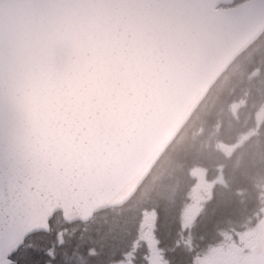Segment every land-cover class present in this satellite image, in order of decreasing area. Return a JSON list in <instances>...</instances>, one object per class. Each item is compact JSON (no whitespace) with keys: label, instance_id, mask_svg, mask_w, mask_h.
Returning <instances> with one entry per match:
<instances>
[{"label":"water","instance_id":"water-1","mask_svg":"<svg viewBox=\"0 0 264 264\" xmlns=\"http://www.w3.org/2000/svg\"><path fill=\"white\" fill-rule=\"evenodd\" d=\"M234 1L0 0V264L132 198L264 33V0Z\"/></svg>","mask_w":264,"mask_h":264},{"label":"trees","instance_id":"trees-1","mask_svg":"<svg viewBox=\"0 0 264 264\" xmlns=\"http://www.w3.org/2000/svg\"><path fill=\"white\" fill-rule=\"evenodd\" d=\"M261 102L264 33L214 83L127 203L96 213L92 219L98 223L77 239L63 234L58 240V231L70 224L63 222L60 212L54 213L50 231L27 237L13 259L17 264H43L40 252L47 248L45 243L56 241L60 253L76 252L87 260L68 262L60 256V264H154L168 252L175 256L161 260L181 264L196 259L211 245L229 244L228 237L241 243L236 237L253 230L264 209V114L260 118L256 114ZM196 169L207 195L192 222L184 224L182 208L189 200V187L199 179ZM144 219L148 232L156 222L157 253L150 235L137 237ZM77 240L87 241L78 246L79 252L66 245L75 246ZM28 242L37 243V248L21 255Z\"/></svg>","mask_w":264,"mask_h":264},{"label":"rangeland","instance_id":"rangeland-1","mask_svg":"<svg viewBox=\"0 0 264 264\" xmlns=\"http://www.w3.org/2000/svg\"><path fill=\"white\" fill-rule=\"evenodd\" d=\"M223 7L225 8L227 6H223ZM250 102H252V101H250ZM263 107H264V102H261L258 105V110L260 111ZM249 132H252V130H250ZM224 151H226V150L224 149ZM195 173L198 175L199 170L196 169ZM263 192H264V186H263ZM187 194H188L189 200L186 203L185 207L182 208V213H181L182 222H184V224H188V223L192 222L197 210L199 209L198 206H200L202 204L203 197H205L207 195L205 190H203V188L200 187V185L198 184V181H195V183L189 187ZM147 214H149V211H147L146 216H147ZM102 216L105 217V215H102ZM92 218L88 222L84 223L83 225H80L79 222L73 223L68 228L66 227L63 230L58 231V233H57L58 234V240L59 241L62 240L61 236L63 234L68 235V237L71 236V237H73V239H77L80 237L83 238L85 235L84 232H86L88 229H90L94 224L98 223V220L92 219ZM147 221H148L147 219H144V221H142L143 224L139 227L140 231H138V233H137L138 239L142 238L143 235H145V231H147L146 227L149 226V225H146L148 223ZM150 221H151V219H150ZM248 234H249V232H246V233H243V235L236 237L237 239L242 241L241 243H235V241L233 242L234 243L233 245H229L228 243L227 244L217 243L216 248H219L221 250L229 248V249H231V252L234 251V249H235V251L239 250L241 252L240 256L242 259V264H246L252 258V253H251L250 249L254 245L257 231L254 232V234H253V236L249 242H245V237ZM153 236H154V233H153ZM231 238H235V237L232 236ZM252 240H253V242H252ZM83 241L87 242L86 240H77L75 242L76 243L75 246L74 245L72 246L71 243H68L66 245L69 248L74 249V250L79 252V249H77V248H78V246H80L83 243ZM243 242H245V243H243ZM45 244H47V248H45L44 250H42L40 252L44 257L43 264H60V261H59L60 256L64 257L68 262H70L72 258H78L82 262L83 261L87 262V260H85L83 258L84 257L83 255L78 254L76 252H70L69 254H68V252L60 253L59 252L60 251L59 246H56V241H54V242L49 241V242H46ZM31 248H37V243L28 242L27 244H25L24 248L21 249V255H27V253L30 251ZM149 248H150V246H149ZM227 257L228 256L219 255L213 259H217V261H215V262H218V263L221 262L222 264H224L223 260L225 262ZM158 259L159 260H156L154 262V264H158V261L163 263V260H161L163 258H158ZM212 260H210L209 262H211ZM230 262H231V264L236 263L235 259L230 260ZM108 264H123V262H121V261L115 262L114 261V262H111ZM163 264H165V263H163Z\"/></svg>","mask_w":264,"mask_h":264},{"label":"flooded vegetation","instance_id":"flooded-vegetation-1","mask_svg":"<svg viewBox=\"0 0 264 264\" xmlns=\"http://www.w3.org/2000/svg\"><path fill=\"white\" fill-rule=\"evenodd\" d=\"M155 220L153 221V224L151 226V232L149 231H145V234L146 235H151L152 234V237L150 239V242L153 246V248L156 250L155 253H157V247H158V241H157V236H156V228H155ZM153 233H154V236H153ZM252 237H249V236H246L245 237V240L247 242L250 241ZM254 239V238H253ZM230 242L229 245H233V241L230 239ZM253 242V240H252ZM252 248V247H251ZM219 248H215V247H212V246H209L207 248V251H204L202 253H198L197 254V257L196 259L193 258V260H191V262H186L185 260H183L181 262V264H222L221 262H215L217 261V259H213L219 255H222V256H228L227 259L223 260V263L224 264H231L230 260H233L235 259V264H242V259H241V252L239 250H236L234 249V251L231 252V249L227 252L226 249H223V251H220V250H217ZM251 251V249H250ZM252 253V252H251ZM166 255H169L170 257H174L175 254L171 253V252H168V253H165V257ZM161 257L165 258L163 256V254H161ZM213 259V260H212ZM210 260H212L211 262H209ZM165 264H174L173 262H171L170 260H168L167 258L165 259V262H163ZM162 262H159L158 261V264H163ZM246 264H264V255L260 254L258 256H252V258L246 263Z\"/></svg>","mask_w":264,"mask_h":264},{"label":"bare ground","instance_id":"bare-ground-1","mask_svg":"<svg viewBox=\"0 0 264 264\" xmlns=\"http://www.w3.org/2000/svg\"><path fill=\"white\" fill-rule=\"evenodd\" d=\"M247 136V135H246ZM220 164V163H219ZM218 165V164H217ZM215 167V166H214ZM233 170V169H232ZM230 173H232L233 174V172H230ZM183 182V181H182ZM180 183H181V181H180ZM118 210V209H117ZM120 212V211H119ZM122 214V213H121ZM122 219V218H121ZM110 222H112V221H110ZM121 223V222H120ZM117 225H119V224H117ZM116 227H118V226H116Z\"/></svg>","mask_w":264,"mask_h":264}]
</instances>
